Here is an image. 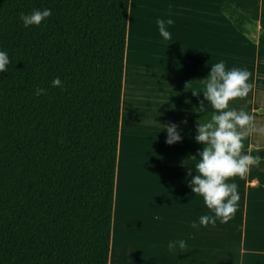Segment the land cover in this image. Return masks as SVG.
<instances>
[{
    "label": "trees",
    "instance_id": "trees-1",
    "mask_svg": "<svg viewBox=\"0 0 264 264\" xmlns=\"http://www.w3.org/2000/svg\"><path fill=\"white\" fill-rule=\"evenodd\" d=\"M44 8L51 16L23 26L21 13ZM128 8L0 0L11 61L0 72V264H108ZM221 11L241 33L254 25L228 2Z\"/></svg>",
    "mask_w": 264,
    "mask_h": 264
},
{
    "label": "crops",
    "instance_id": "crops-1",
    "mask_svg": "<svg viewBox=\"0 0 264 264\" xmlns=\"http://www.w3.org/2000/svg\"><path fill=\"white\" fill-rule=\"evenodd\" d=\"M223 2L253 21L249 33L235 29ZM169 18L171 39L164 40L156 21ZM259 32L264 0H129L108 264H264V159L226 181L236 183L239 196L227 222L200 225V216L214 213L190 186L205 146L195 140L197 129L215 111L193 90L203 88L212 64L223 60L226 70L249 72L252 89L229 107L254 116L257 131L242 150L264 149ZM169 126L180 136L171 144ZM181 239L183 250L169 249Z\"/></svg>",
    "mask_w": 264,
    "mask_h": 264
},
{
    "label": "clouds",
    "instance_id": "clouds-1",
    "mask_svg": "<svg viewBox=\"0 0 264 264\" xmlns=\"http://www.w3.org/2000/svg\"><path fill=\"white\" fill-rule=\"evenodd\" d=\"M52 12L50 8L36 9L29 14L21 13L20 19L24 27L39 26ZM171 18L167 21L157 19L159 33L164 40L171 39V34L166 28L173 24ZM11 63L6 51L0 50V72H5ZM249 72L246 69L233 67L226 70L223 60L211 65L207 78L202 80L203 88L193 90L202 92L203 97L209 102L214 113L211 120L199 124L195 140L205 146L199 150V160L194 167L196 175L190 181L191 191L203 197L208 209L214 216L203 215L199 217L200 225L215 223L216 218L227 222L236 211V202L239 199L236 183H227L230 177L243 178L251 167L259 164V159L248 152H242L243 140L246 136L257 131L254 116L244 110L237 111L229 107V101L237 97H245L252 89L249 83ZM52 85L62 86V81L56 77ZM46 92L44 88L35 89V95ZM201 111L204 105H201ZM168 137L166 143L171 144L180 139L174 126L167 127ZM196 228V222L192 223ZM169 249L179 247L183 250L186 242L181 239L170 241Z\"/></svg>",
    "mask_w": 264,
    "mask_h": 264
},
{
    "label": "water",
    "instance_id": "water-1",
    "mask_svg": "<svg viewBox=\"0 0 264 264\" xmlns=\"http://www.w3.org/2000/svg\"><path fill=\"white\" fill-rule=\"evenodd\" d=\"M259 153H260V154H264V149H261V150L259 151Z\"/></svg>",
    "mask_w": 264,
    "mask_h": 264
},
{
    "label": "rangeland",
    "instance_id": "rangeland-1",
    "mask_svg": "<svg viewBox=\"0 0 264 264\" xmlns=\"http://www.w3.org/2000/svg\"><path fill=\"white\" fill-rule=\"evenodd\" d=\"M140 110H141V109H140ZM140 112H143V113H144V110H143V111L141 110ZM222 249H223V251H225V248H222ZM223 257H224V255H223Z\"/></svg>",
    "mask_w": 264,
    "mask_h": 264
}]
</instances>
